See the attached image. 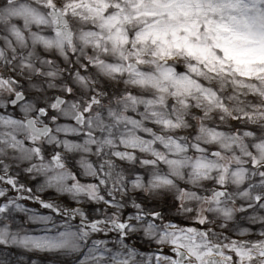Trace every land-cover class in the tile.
<instances>
[{
  "label": "snow or ice",
  "instance_id": "obj_1",
  "mask_svg": "<svg viewBox=\"0 0 264 264\" xmlns=\"http://www.w3.org/2000/svg\"><path fill=\"white\" fill-rule=\"evenodd\" d=\"M0 264H264V0H0Z\"/></svg>",
  "mask_w": 264,
  "mask_h": 264
}]
</instances>
